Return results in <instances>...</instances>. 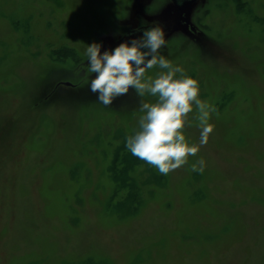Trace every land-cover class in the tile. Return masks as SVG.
<instances>
[{
	"label": "rangeland",
	"instance_id": "374dc122",
	"mask_svg": "<svg viewBox=\"0 0 264 264\" xmlns=\"http://www.w3.org/2000/svg\"><path fill=\"white\" fill-rule=\"evenodd\" d=\"M175 11L0 0V264H264V0ZM150 24L165 32L160 54L217 109L208 143L167 175L126 147L141 102L156 98L130 89L106 107L89 90L87 47L103 53ZM196 116L184 131L199 144Z\"/></svg>",
	"mask_w": 264,
	"mask_h": 264
},
{
	"label": "clouds",
	"instance_id": "9594fccd",
	"mask_svg": "<svg viewBox=\"0 0 264 264\" xmlns=\"http://www.w3.org/2000/svg\"><path fill=\"white\" fill-rule=\"evenodd\" d=\"M166 46L165 32L160 26L143 31L138 39L124 42L101 53V44L92 43L86 49L88 71L94 73L89 90L97 100L110 106L130 89L155 102H141L139 128L127 137L126 147L131 154L167 175L188 163L200 148L208 143L214 126L209 122L217 109L200 99L199 82L187 76L183 68L173 66L160 54ZM162 70L155 77L146 75L150 69ZM179 74V75H178ZM196 110L199 122V144L190 143L185 135L189 114ZM203 158L191 165L194 172L203 173Z\"/></svg>",
	"mask_w": 264,
	"mask_h": 264
},
{
	"label": "water",
	"instance_id": "95a60500",
	"mask_svg": "<svg viewBox=\"0 0 264 264\" xmlns=\"http://www.w3.org/2000/svg\"><path fill=\"white\" fill-rule=\"evenodd\" d=\"M197 0H171L174 9L176 10L175 16L178 15L180 17L182 13H185V17L187 16L186 12L190 10L191 6L196 2ZM147 28L150 27H143V28H138L134 30L128 31L126 34H124L122 37L119 39L115 40L108 48H106L105 51L108 50H114L115 47H117L119 44L128 42L129 44L133 39H138L142 36L143 31ZM64 85H69V83H64Z\"/></svg>",
	"mask_w": 264,
	"mask_h": 264
},
{
	"label": "flooded vegetation",
	"instance_id": "af4514ba",
	"mask_svg": "<svg viewBox=\"0 0 264 264\" xmlns=\"http://www.w3.org/2000/svg\"><path fill=\"white\" fill-rule=\"evenodd\" d=\"M198 1H199V0H197L194 4H196ZM170 2H171V0H170ZM171 3H172V2H171ZM172 5H173V4H172ZM188 11H189V10H188ZM188 11H187L186 13H188ZM184 15H185V13H182V15H181L180 17H178V18H180V20H181V18H183ZM182 24H183V22L180 21V24H179V25H182ZM152 26H156V25H152V24H150V25H143V26L138 27V28L152 27ZM177 27H179V26H177ZM138 28H134V29H138ZM134 29H131V30H134ZM129 31H130V30H129ZM127 32H128V31H127ZM127 32H126V33H127ZM126 33H124V34H126ZM124 34H123V35H124ZM123 35H122V36H123ZM122 36H121V37H122ZM64 83H68V82H59V83H57L55 89H57V88H59V87H61V86L66 87V88H70V89H74V88H75V86L72 85V84H70V83H69L68 86H67V85H64Z\"/></svg>",
	"mask_w": 264,
	"mask_h": 264
}]
</instances>
